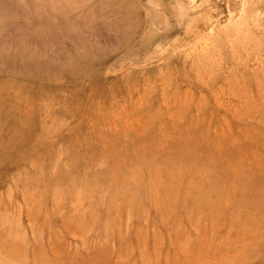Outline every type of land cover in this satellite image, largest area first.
<instances>
[{
    "label": "rangeland",
    "instance_id": "obj_1",
    "mask_svg": "<svg viewBox=\"0 0 264 264\" xmlns=\"http://www.w3.org/2000/svg\"><path fill=\"white\" fill-rule=\"evenodd\" d=\"M171 1L0 0V264H264V0Z\"/></svg>",
    "mask_w": 264,
    "mask_h": 264
},
{
    "label": "bare ground",
    "instance_id": "obj_2",
    "mask_svg": "<svg viewBox=\"0 0 264 264\" xmlns=\"http://www.w3.org/2000/svg\"><path fill=\"white\" fill-rule=\"evenodd\" d=\"M194 1H195V0H192V2H194ZM170 2H171V4H172V5L176 6V7H177V9H178V11H179V13H181V15H183V16H184V14H183V13H184V12H186V11H184V8H183V7H181V6H179L177 3H175V2H172L171 0H170ZM28 3H29V2H28ZM1 5H2V3H1ZM4 5L6 6V4H4ZM177 5H178L179 7H178ZM185 10H186V9H185ZM193 20H194V19H193ZM193 20H192V21H193ZM190 24H192V23H190ZM199 39H200V38H199Z\"/></svg>",
    "mask_w": 264,
    "mask_h": 264
}]
</instances>
